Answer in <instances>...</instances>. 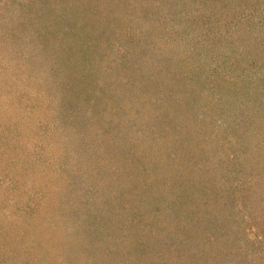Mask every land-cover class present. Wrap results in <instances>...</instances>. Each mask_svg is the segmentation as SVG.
<instances>
[{
    "label": "rangeland",
    "instance_id": "rangeland-1",
    "mask_svg": "<svg viewBox=\"0 0 264 264\" xmlns=\"http://www.w3.org/2000/svg\"><path fill=\"white\" fill-rule=\"evenodd\" d=\"M0 264H264V0H0Z\"/></svg>",
    "mask_w": 264,
    "mask_h": 264
}]
</instances>
